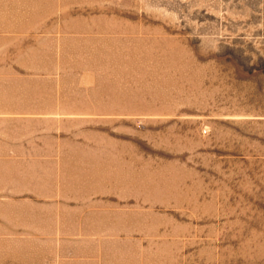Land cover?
<instances>
[{
    "label": "rangeland",
    "instance_id": "1",
    "mask_svg": "<svg viewBox=\"0 0 264 264\" xmlns=\"http://www.w3.org/2000/svg\"><path fill=\"white\" fill-rule=\"evenodd\" d=\"M0 264H264V0H0Z\"/></svg>",
    "mask_w": 264,
    "mask_h": 264
}]
</instances>
